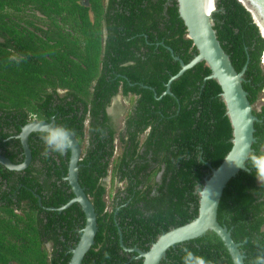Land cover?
I'll use <instances>...</instances> for the list:
<instances>
[{
	"label": "trees",
	"instance_id": "1",
	"mask_svg": "<svg viewBox=\"0 0 264 264\" xmlns=\"http://www.w3.org/2000/svg\"><path fill=\"white\" fill-rule=\"evenodd\" d=\"M80 1L0 0L1 155L13 164L22 163L23 151L15 136L33 116L43 122L53 119L72 130L82 147L78 182L97 216L95 244L82 264H141L120 241L128 250L147 252L162 233L193 221L199 208L196 189L209 177L210 167L216 169L230 152L232 129L221 89L207 79L210 70L204 63L171 84L173 97L162 94L180 66L166 49L159 48L160 60L148 59L147 70L135 57L132 67H118L126 59L118 58L119 45L110 44L126 40L114 35L118 27L132 31L134 48L144 44L135 37L141 30L153 39L150 27L145 30L136 24L146 14L141 2L128 7L130 17L117 15L114 25L108 26L102 53L100 0H89V7ZM137 12L141 15L136 19ZM168 15L165 46L188 64L197 51L186 38L175 1ZM212 19L235 71L240 73L246 66L243 89L254 106L264 90V40L259 29L238 0H216ZM112 72L125 78L114 79ZM119 92L135 97L122 132L106 112ZM253 115L258 122L252 153L261 154L264 105ZM41 135L29 136L32 160L25 171L11 172L0 165V264H68L84 228V214L77 204L60 213L47 211L73 198L62 180L70 153H50L45 158ZM116 141L120 153L115 157ZM109 171L107 191L103 180ZM115 182L123 189L112 196ZM106 198L112 200L110 211ZM217 221L230 231L234 243L241 244L244 264L264 255V183L254 171L240 172L227 184ZM185 247L208 264H233L212 233L175 245L160 264H181Z\"/></svg>",
	"mask_w": 264,
	"mask_h": 264
},
{
	"label": "water",
	"instance_id": "2",
	"mask_svg": "<svg viewBox=\"0 0 264 264\" xmlns=\"http://www.w3.org/2000/svg\"><path fill=\"white\" fill-rule=\"evenodd\" d=\"M215 1L212 0V10L210 11V0H178V14L186 28V38L192 42L197 54L188 64H184L178 57L173 55L171 49H168L173 60L179 63L180 70L169 79L162 96L173 97L170 91L171 84L186 71L194 68L199 63H204L210 70L207 79L214 80L221 89L220 97L225 106V115L232 129V147L216 169L210 167L209 177L205 179L202 186L197 187L196 194L199 198V208L197 217L193 221L162 233L147 252H142L137 248L128 250L123 247L122 241H120L124 251L136 254L134 259L141 261V264H160L166 257L167 251L175 245L202 238L208 233L214 234L222 242L233 264H244V257L239 251L241 244L234 243L230 231L218 223L217 211L227 184L240 172L249 173L248 169L244 167L237 168L228 160L239 156L245 144H247L248 152L252 153V145L256 142L254 124L258 122V119L253 115V106L243 89L246 66L240 73H237L229 56L223 51L217 39L212 19V15L215 13ZM238 2L251 14L264 40V0H238ZM154 96L156 97V95ZM51 125H54L53 119L50 122L32 120L23 126L19 135L15 137L19 140L23 151L22 163L13 164L9 159L0 155V165L11 172L25 171L32 160L28 145L29 136L33 133H43L45 126ZM69 153L67 175L64 180L70 187L73 198L62 207L58 209L50 208L47 211L60 213L73 204L80 207L84 214L85 224L76 247L70 251L71 258L68 264H82L84 257L95 244L97 216L90 199L78 182L82 147L74 136H72V147L69 149ZM38 203L40 204L39 199Z\"/></svg>",
	"mask_w": 264,
	"mask_h": 264
},
{
	"label": "flooded vegetation",
	"instance_id": "3",
	"mask_svg": "<svg viewBox=\"0 0 264 264\" xmlns=\"http://www.w3.org/2000/svg\"><path fill=\"white\" fill-rule=\"evenodd\" d=\"M176 2L177 5V10H178V0H100V10H101V15H100V37H101V48H102V53L104 49L106 48L107 41L109 38V32H108V26L114 25V22L116 21L115 19L118 17L117 15H122L123 13L126 14L127 17H130V11L128 7L133 6L132 4L141 2L144 11L146 14L144 15H139V12H137L136 19V24L138 27H141L142 29H147L148 27L151 28V32L153 34V39L149 40L148 35L146 34L145 31L141 30L142 32L140 34H136L135 37H140L143 39L144 44L138 43L136 46L133 47V37L132 36V31L130 29H123L122 30V24L121 22L117 23L119 26L122 28L118 27V30L114 32V35H119L121 37H126L125 41H120V43H116L115 40H112L110 42L111 45L117 46L119 45L120 53L118 54V58L122 60L124 57L126 58L124 61H121V63L118 65L120 69L122 68H130L134 65L133 60H131L132 57L138 58L142 61L144 65V69L147 70L150 65H148L149 60L151 58L152 61L155 60H160V54L161 50L159 48H164L168 51L170 49L169 47L165 46L164 43V32H166L169 28V20L170 16L168 15V10L172 6L173 2ZM80 4L89 7V0H81ZM157 8H160L161 10L159 11ZM157 9V10H155ZM157 11V12H156ZM179 15V14H178ZM89 16L92 19V13L89 12ZM115 23V25H117ZM131 28V27H130ZM173 37L177 40V27L174 25L173 27ZM161 34V35H160ZM174 55V54H173ZM101 68V67H100ZM112 75H114V79H120V78H125L122 74L120 73H115L112 72ZM65 92L63 91H58V94L63 95ZM122 98V99H135L131 94L128 96H122L121 92L118 93L117 96H115L107 108L106 112L107 115L112 118V124L118 129V131L122 132L125 130V125L123 121L122 127L118 126V117L115 115V113H111L112 110L116 111V104L113 107V103L116 101L117 98ZM131 101V100H130ZM113 107V108H112ZM111 110V112H110ZM131 110L128 111V114L131 113ZM127 114V115H128ZM126 115V116H127ZM126 118V117H125ZM125 120V119H124ZM87 125V123H85ZM16 137V136H15ZM117 145V141L115 142ZM2 150L0 149V155H1ZM2 156V155H1ZM110 174L111 171H109V187H110ZM106 179L103 180V183L106 185ZM64 182V178H62ZM159 180V179H158ZM107 186V185H106ZM4 188V187H2ZM48 250H50L51 246L47 245L46 246Z\"/></svg>",
	"mask_w": 264,
	"mask_h": 264
},
{
	"label": "clouds",
	"instance_id": "4",
	"mask_svg": "<svg viewBox=\"0 0 264 264\" xmlns=\"http://www.w3.org/2000/svg\"><path fill=\"white\" fill-rule=\"evenodd\" d=\"M33 120L37 117L33 116ZM72 130L63 125L54 124L45 126V130L41 135V140L45 145L42 155L47 158L50 153L63 155L72 147ZM235 167H244L248 170L254 171L256 179L264 183V153L256 154L249 153L247 144L241 154L235 158L228 160ZM183 256L181 257V264H208V261L195 251L185 247L183 248ZM252 264H264V255L255 257Z\"/></svg>",
	"mask_w": 264,
	"mask_h": 264
},
{
	"label": "rangeland",
	"instance_id": "5",
	"mask_svg": "<svg viewBox=\"0 0 264 264\" xmlns=\"http://www.w3.org/2000/svg\"><path fill=\"white\" fill-rule=\"evenodd\" d=\"M263 62H264V58H263ZM262 63V62H261ZM263 65V64H262ZM264 66V65H263ZM131 100V101H130ZM122 99V98H117L116 101L113 103V107L116 104V111L110 110V112L113 114L115 113V115L118 117V126L122 127L123 125V121L126 117V115L128 114V111L131 110V108L134 105L135 99H133L131 97V99ZM264 105V90L260 95L259 101L253 106V110L255 111H259L260 108ZM112 107V108H113ZM119 150L117 148L116 145V149H115V157L119 155ZM106 185H107V191H109L110 187H109V178H107L106 180ZM123 189V185L122 184H117L116 182L113 184V187L111 188V195L114 196L117 192L122 191ZM107 199V198H106ZM107 204H108V210L110 211V205L112 200H106Z\"/></svg>",
	"mask_w": 264,
	"mask_h": 264
},
{
	"label": "bare ground",
	"instance_id": "6",
	"mask_svg": "<svg viewBox=\"0 0 264 264\" xmlns=\"http://www.w3.org/2000/svg\"><path fill=\"white\" fill-rule=\"evenodd\" d=\"M209 10H212V0H210V6H209Z\"/></svg>",
	"mask_w": 264,
	"mask_h": 264
}]
</instances>
